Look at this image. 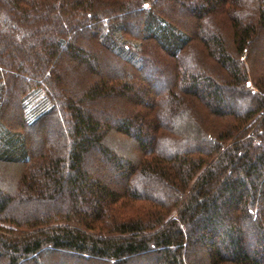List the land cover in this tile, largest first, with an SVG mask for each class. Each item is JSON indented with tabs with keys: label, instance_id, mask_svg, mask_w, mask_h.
Here are the masks:
<instances>
[{
	"label": "trees",
	"instance_id": "trees-1",
	"mask_svg": "<svg viewBox=\"0 0 264 264\" xmlns=\"http://www.w3.org/2000/svg\"><path fill=\"white\" fill-rule=\"evenodd\" d=\"M242 3L0 0V164L21 167L0 264H264V0Z\"/></svg>",
	"mask_w": 264,
	"mask_h": 264
},
{
	"label": "rangeland",
	"instance_id": "rangeland-1",
	"mask_svg": "<svg viewBox=\"0 0 264 264\" xmlns=\"http://www.w3.org/2000/svg\"><path fill=\"white\" fill-rule=\"evenodd\" d=\"M254 1V4H256V0H253ZM241 8L243 9L242 12H243V15H244V10L245 8L247 9L246 11H249L248 8H247V0H243V3L241 5ZM240 10V8H239ZM210 16V15H209ZM207 16V20H209L211 23H214L216 24V22H220L221 23V29L224 30V33L226 32L227 30V25H228V22H230V20L227 18V15H224V14H220L218 16H215V17H209ZM216 18V19H215ZM209 24V23H208ZM208 26V25H207ZM219 26V25H218ZM263 39L264 40V34H263ZM230 38V37H229ZM228 39V38H227ZM142 42V41H141ZM140 43V41L134 39V41L130 42L129 45H131L132 48L136 49L137 48V45ZM264 41L262 42V47L264 46ZM141 44V43H140ZM197 47H193L191 48L190 50H188V52L191 53V50L193 51H197L196 50ZM261 48V47H260ZM231 51H232V48H231ZM259 51H261V54L263 53L262 50H258L256 52V48H252L251 49V54H256L258 53ZM235 59L238 58L237 54H234L233 56ZM107 61V58L106 56H104V62ZM244 63L246 64L247 66V69L249 70L250 69V64L249 62H246L244 61ZM146 72H150L148 73V76L149 74H153L154 70L153 69H147L145 70ZM149 81L152 82V79H154L153 77H148ZM164 109V108H162ZM166 109V108H165ZM182 124L185 123V121L183 120L181 122ZM185 127L188 126L186 123L184 124ZM190 130H191V134L194 133V130L189 126ZM109 144L114 148H116L118 151H120L121 153L123 154H126V157L128 155L130 156H133L135 157L136 156V153L137 152H134L133 150H137V146H136V143H134L133 141H131L129 138L125 137L124 135H121V134H118V133H112L110 135V137L107 139ZM134 148V149H133ZM119 152V153H120ZM120 153V154H121ZM122 154V155H123ZM21 171V167L17 164H10V163H1L0 164V180L2 179V182L4 183V179L6 180V184L7 186L9 187L10 186V189L12 188V186L14 185V182L16 181V179L18 178L19 176V173Z\"/></svg>",
	"mask_w": 264,
	"mask_h": 264
}]
</instances>
